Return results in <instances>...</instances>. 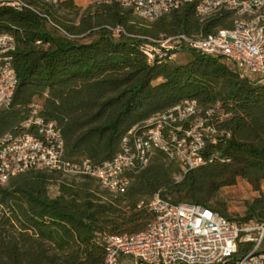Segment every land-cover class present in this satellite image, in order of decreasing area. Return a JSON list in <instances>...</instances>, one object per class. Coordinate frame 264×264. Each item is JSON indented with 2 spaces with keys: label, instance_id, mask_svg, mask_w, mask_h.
I'll return each mask as SVG.
<instances>
[{
  "label": "trees",
  "instance_id": "1",
  "mask_svg": "<svg viewBox=\"0 0 264 264\" xmlns=\"http://www.w3.org/2000/svg\"><path fill=\"white\" fill-rule=\"evenodd\" d=\"M28 1L33 9L23 12L0 8V32L15 39L18 79L9 106L0 108V138L18 132L38 104L61 131L63 158L97 166L120 150L129 131L146 132V120L184 100H195L201 114L211 110L229 137L207 142L202 154L212 161L179 180V162L156 148L145 166L126 172L128 186L116 196L88 174L30 169L14 175L0 187V264H102L106 247L96 234L143 230L155 193L231 219L264 221V83L192 48H185L191 54L185 63L149 61L144 50L152 38L230 27L229 12L201 21L191 2L147 21L118 3L89 2L77 23L64 24L56 13L72 0ZM116 26L122 30L113 31ZM237 178L258 195L242 216H231L217 195Z\"/></svg>",
  "mask_w": 264,
  "mask_h": 264
},
{
  "label": "built area",
  "instance_id": "2",
  "mask_svg": "<svg viewBox=\"0 0 264 264\" xmlns=\"http://www.w3.org/2000/svg\"><path fill=\"white\" fill-rule=\"evenodd\" d=\"M55 4L59 0H44ZM90 3H118L134 14L152 21L194 3L203 21L223 12L230 13L232 25L208 34L180 33L152 38L145 47L149 61L156 57L173 59L182 49L219 58L241 78L264 83V0H88ZM17 12L33 9L28 0H0V8ZM122 30L120 26L113 31ZM68 36H71L67 34ZM15 39L0 32V108L9 106L17 86L13 66ZM146 132L129 131L120 150L109 160L92 166L89 161L70 163L63 158L64 141L60 129L39 110L30 107L27 119L14 134L0 138V187L25 170L88 174L95 177L113 196L128 186L126 172L145 166L156 148L179 162V180L190 169L212 161L202 154L207 142L227 139L219 130L212 111L201 114L195 100H184L146 120ZM152 218L135 233L107 234L97 238L106 247L102 264H264V221L236 220L198 204H174L155 193L147 203Z\"/></svg>",
  "mask_w": 264,
  "mask_h": 264
},
{
  "label": "rangeland",
  "instance_id": "3",
  "mask_svg": "<svg viewBox=\"0 0 264 264\" xmlns=\"http://www.w3.org/2000/svg\"><path fill=\"white\" fill-rule=\"evenodd\" d=\"M71 5L66 10H58L56 16L64 24L77 23L78 16L90 5L88 0H72ZM75 17V20L72 18ZM53 21V20H52ZM54 22V21H53ZM47 29L53 30L50 23H47ZM191 58V54L185 50H179L172 59L175 63H185ZM261 190L264 191V183H262ZM55 193V187L50 188V194ZM258 192L254 191L248 181L242 178H237L233 185L223 186L218 192V198L224 201L228 207V212L231 216H242L247 202L251 201Z\"/></svg>",
  "mask_w": 264,
  "mask_h": 264
}]
</instances>
